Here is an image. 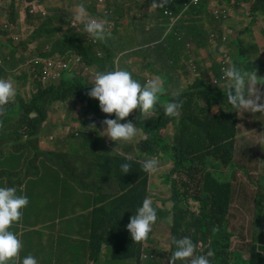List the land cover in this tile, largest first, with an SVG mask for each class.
<instances>
[{
  "label": "trees",
  "instance_id": "16d2710c",
  "mask_svg": "<svg viewBox=\"0 0 264 264\" xmlns=\"http://www.w3.org/2000/svg\"><path fill=\"white\" fill-rule=\"evenodd\" d=\"M40 0H24L25 6L19 5V0H10L9 6L6 2H0V78L5 77V71L14 72L21 66L20 73L14 78L16 89V101L8 108L7 121L10 126H5L2 136L0 137V148L3 140H8V148L15 156V159H21L25 152H38L39 147L29 144V139L24 135L14 133L15 128L20 125L28 135H32L38 142L42 137L36 135L35 123L43 122L47 118L48 106L58 101H66L69 97L83 99L79 93L80 89L85 87L84 77L73 72L85 73V68L94 70L95 68H107V70H115L117 67L128 70L132 73L133 78L141 84L154 78H159V74L151 77L149 72L142 65H135L137 68H126L116 63L114 58L108 51L112 46V36L116 32L115 28H106L111 35L104 41H98L94 38L88 40V36L84 38L74 34L69 14H63L61 11H55L48 14V11L39 3ZM50 3L48 9H55L59 0H44ZM153 0H145L143 8H136L132 11H126L125 5L118 0H112L108 14L94 12L96 6L91 2L80 1L84 3L88 12L94 15H105L115 25L122 27L130 24L127 22L133 19L132 23L136 30L141 34V43L143 46L152 45L154 55L162 66L166 64L167 71L171 70L179 73L180 68H186V64L182 63V49L194 47L191 42L196 44L197 49L205 41L206 38V20L203 16H194L185 21L178 18V9H172L164 5L161 13L164 21L161 22L159 9L151 7ZM159 3V0H157ZM185 2V0H182ZM114 6H116L114 8ZM177 8L176 3L174 4ZM206 3L203 1L201 5L195 8L198 12L203 11ZM264 7V0H257L255 3V12H259ZM170 8L174 11L173 14ZM27 11V14H26ZM258 14H253L256 16ZM149 17L150 23L145 26L137 19ZM153 17V21L151 19ZM105 21L104 19H101ZM175 21V24L182 23L189 30V34L184 37L171 34L175 27L173 26L170 33L164 35L169 24ZM185 21V22H184ZM26 24L31 28L30 34L26 30ZM125 44L129 42L123 37ZM40 42L49 48V51L41 52ZM233 44H239L240 50L232 57L237 65L243 67L247 71L255 72L258 68L264 69V58L262 53L258 54L256 46L253 42L242 41L241 37L232 39ZM177 47H181L178 49ZM98 49L95 52V49ZM102 51L107 55H103ZM73 54L75 61L70 66L71 72L65 73V79L61 88L56 90L50 88L45 90V85L51 82L60 72L54 66L55 58L62 53ZM230 52V50H229ZM189 59L190 56L188 55ZM82 61L78 62L77 59ZM26 62V64H24ZM160 62V64H161ZM255 63L254 69L252 63ZM127 63V62H126ZM204 68L200 66L195 80L186 90H180L183 83L174 81L171 85H162L159 102L156 110L151 117L144 118L139 110L133 112L136 118H124L123 122L132 121L138 131L145 133L144 141L139 145L135 158H131L128 154H115L114 146H98L101 140L95 136V132L90 129L93 121L84 117L82 119L84 125L83 137L87 142L80 146L71 143L72 150L68 156L62 160V166L59 167L68 178L76 176L88 177L92 183L97 179L93 173V168L97 165L100 167L99 177L108 173L112 169H118L122 164L128 163L135 168V176L125 178L119 174L126 188L130 187L129 195L122 197L123 200L115 201L110 205L109 221L114 224L119 223L123 226V231L118 229L115 231L114 240L123 244V246L132 254L133 257L145 254H155V251L161 252V249L155 248L154 238L159 225L163 221L162 210L154 206L157 210V222L153 225V230L149 234V238L143 242H134L130 233L126 229V225L130 222V217L134 211L142 204V201L150 196L148 189L149 173L143 171L141 164L146 157H163L167 160L174 161L175 168L168 176L171 188L174 190L173 201L175 210L171 212L170 222L173 227L172 236L190 237L193 241L198 239L203 243L206 252L211 250L214 255L212 264H222L224 257V246L230 241V237L222 240L220 236L222 232L229 229L228 218L232 206L233 183L230 179L229 172H233L236 163V142L238 138L237 130L240 125L249 126L252 123L244 121L247 112L237 114L228 105L223 92L219 87L212 86L211 80L213 74L220 73V65L216 59L212 60L211 66ZM210 70V71H209ZM156 72V71H154ZM158 73V72H157ZM162 76V75H161ZM173 79L167 80L170 83ZM33 90L30 95L32 99L24 101L22 93L31 85ZM175 84L179 88L172 89ZM171 90V95L166 94V90ZM22 92V93H21ZM177 93L175 99L182 104L178 115L182 117L178 124L179 133L174 143L161 136V129L166 126L168 116L164 115L163 104L172 100L173 94ZM19 101L18 104H15ZM37 112L39 117L35 120L30 119V115ZM255 114V113H254ZM264 114V113H261ZM20 117L22 121H13ZM13 121V122H12ZM32 124L31 130L25 124ZM81 150L85 153H79ZM257 148H249L248 153L257 152ZM131 152H134L131 150ZM53 154L54 152H50ZM125 156L129 159L125 160ZM137 159V161H136ZM74 160V161H73ZM97 160V162H96ZM264 163V153L261 157ZM40 161L25 163L19 167L10 168L7 174L8 184L20 177L34 173H40ZM74 171H71V169ZM215 186L220 191L215 190ZM92 188V186L90 187ZM203 188L209 189L211 194L206 195L204 199L200 195H204ZM192 199L198 203V211L192 210ZM258 215L260 219L264 216V185L258 192ZM188 225V226H187ZM117 235V236H116ZM159 243V242H158ZM161 245V243H159ZM171 244H169L170 246ZM164 251L167 250L164 248ZM172 246H171V249ZM253 258L248 262H242L239 258L236 264H264V256L253 250ZM236 255H240L236 253ZM210 258V259H211Z\"/></svg>",
  "mask_w": 264,
  "mask_h": 264
},
{
  "label": "clouds",
  "instance_id": "9594fccd",
  "mask_svg": "<svg viewBox=\"0 0 264 264\" xmlns=\"http://www.w3.org/2000/svg\"><path fill=\"white\" fill-rule=\"evenodd\" d=\"M100 1L102 2L104 0ZM118 1L123 5L126 4V0ZM203 1L206 3V7L203 11L198 12L195 8L199 7ZM111 3L112 0H109L107 9H104L106 13L111 10ZM175 3L177 8L173 7ZM164 5L172 9H178L180 12L177 14L178 18H184L185 21L194 16H203L207 18L206 21L220 22L227 20L231 14L234 13L249 15L264 14V7H261L259 12H255V4L251 11H247L245 7L241 12L236 11L235 3H232L231 0H185V2H182V0H159V3H157V0H153L151 7L163 8ZM170 8L166 9L175 14ZM97 11V8H95L94 12ZM72 19L74 27L72 31L79 37L84 36L85 38L88 36V40L94 38L98 41L104 42L111 35L106 31L108 24L101 19H96L90 16L84 3H78L75 6L72 12ZM182 23L179 25L176 24L177 26L175 25V27V21H172L164 35L166 36L170 33L173 26L175 29L171 34V39L174 35L179 37L188 35L189 30L185 26H182ZM76 25L78 27H75ZM212 35L213 37L217 36L215 33ZM227 38L228 32L225 33L224 40ZM219 39H222V35H220ZM208 45L209 41H205L201 48L207 47ZM177 48L180 49L181 47ZM222 50L229 54V49ZM261 53L264 58V53ZM181 57L183 60H190L187 54L184 55L182 53ZM125 60V62L129 64L141 65L138 63L139 59L137 57H134L133 59L131 57V59ZM74 61L75 57L68 52L57 55L54 66L59 69L60 72L51 82L45 85L46 87L44 89L55 88L56 90H59L65 79V73L71 72L70 66ZM77 61L81 62L82 59L79 58ZM218 64L220 65V73L213 74L211 85L221 89L228 105L234 110V112L237 114H240L242 111L243 113H264V93H261L259 89L260 85H264V78H262L261 75V71L264 69L258 68L255 72L247 71L243 67L237 65L234 58L231 61L230 56H227V60L218 62ZM85 69V73H78V75L94 74V79L90 83L91 85H89L84 77L85 87L79 91L83 99L81 100L71 96L66 101H58L48 106L46 111L47 118L43 122L34 124L37 133L36 135L42 138L48 135V132L43 129V125L49 119L50 109L57 104H68V113L76 114L78 116L77 121L81 124L80 132L71 136V138L75 140L73 143L80 146L86 144L87 140L83 137L85 129L82 122V119L86 117L93 121L90 129L93 130L95 136L101 140L98 142V146H114L115 154H128L130 157L135 156L139 145L145 139L140 140L139 144L136 146L127 145L123 148H120V146L132 143L142 134L145 136V133L143 131H138L132 121L123 122V120L124 118H136L132 113L137 111V109L145 119L151 117L159 102L162 85L164 86L167 83L164 81L165 78L161 76L159 78L150 79L144 84H141L138 80L133 78L130 71L119 67L115 70L97 72H94V70L88 67ZM194 71H197V68H194ZM174 75H179V73H176L173 70H171L170 73L168 72V75L166 76L167 80L173 79L172 82L179 81V78L175 79ZM7 78L8 79L0 78V137L3 134L5 126L11 125H9L7 121L9 115H6L8 108L17 99L14 82L11 77ZM176 95L177 93H174V98L163 104L164 115L168 116V118L166 120V126L161 129V136L170 140L171 143H174V140L179 133L178 124L182 119V117L178 115L182 104L175 99ZM32 96L33 95H30L27 98L22 96V99L24 101H29L32 99ZM18 103L19 101L15 104ZM38 117L39 114L37 112H33L30 115L31 120H35ZM13 121H22V119L18 117ZM170 123H174L175 129L172 138L162 133L163 130L168 128ZM25 125L27 126L28 131H30L32 124L27 123ZM101 126H103L104 129L102 132L99 131V127ZM30 136L32 137V135ZM51 139L53 140L54 137H51ZM62 142V140L56 141L54 146L60 148L59 153H62L65 158L71 150L64 147ZM131 150L134 152H131ZM8 152L9 154L7 157H9L10 160L0 173V176L5 178L3 180L0 178V264H49L48 261L43 260V256H41L40 253L26 251V236L25 231L22 228V223L25 219L26 213L32 207H35L41 201L57 193L61 181L69 180L70 178L61 172L59 168L50 167V176L42 170L40 173L20 176L16 178L12 184H8L7 174L10 168L19 167L22 164L32 163L34 161L43 162L42 158L38 160L36 157L37 153H41V151L33 152L32 154L30 152H25L21 159H15V156L11 151ZM52 152L56 153L53 150ZM124 158L125 160L129 159L127 156ZM161 160L172 163L174 165L173 169L175 168L174 161L157 156L146 157V159L140 164L144 172L155 174L159 170V161ZM173 169L170 173L165 175L166 182L169 185L170 182H168V176L172 173ZM71 171H74V169L72 168ZM99 172L100 167L96 165L93 168V173L97 179L99 185L98 188L110 190L114 202L123 200L122 197L129 195L131 188L125 187L118 172L125 178L133 177L135 176V168L132 165L124 163L118 171L114 168L101 177H99ZM80 177L81 176L74 177L75 181H80ZM148 180V189L150 191V176H148ZM41 189H48V192L41 195L35 203L31 197V193L37 190L40 191ZM65 191L68 193V190ZM170 200L173 204L172 211H174L175 203L173 201V194H171ZM153 205L160 209L155 198L150 196L146 197L130 217V222L125 226L134 242L140 243L149 238V234L153 230V225L156 224L158 219L157 210ZM172 211L162 210L163 221L170 224L171 227H173L170 222ZM15 222H20L21 225L18 226ZM121 225L119 223L114 224L106 234L105 242L102 245L101 251V257L103 260L98 261L99 257L94 256V264H116L117 262L132 264L130 262L131 258H135V264H212L213 262L211 257H213L214 253L211 250L206 252L202 243L204 251L201 254H198L196 244H194L193 240L187 236L180 238L172 236L170 244L173 250H165L164 256L157 257L156 254L144 253L142 256L133 257L132 254L128 253L129 251L123 246V244L114 240L113 235ZM230 236V241H232L234 236L233 233ZM254 240H257V238L254 237ZM110 247H113L117 252L111 255Z\"/></svg>",
  "mask_w": 264,
  "mask_h": 264
},
{
  "label": "rangeland",
  "instance_id": "374dc122",
  "mask_svg": "<svg viewBox=\"0 0 264 264\" xmlns=\"http://www.w3.org/2000/svg\"><path fill=\"white\" fill-rule=\"evenodd\" d=\"M6 2V5L9 6L10 0H0L3 3ZM80 1L91 2V4L95 5L98 12L103 14H108L104 11L107 9L109 0H59L57 1V7L55 9H48L51 4L45 3L44 0H40L39 3L43 5V7L48 11V14H53L55 11H61L63 14H69L71 19V25L73 26L72 12L75 6L80 3ZM145 0H126L125 10L132 11L136 8H143ZM244 4L242 5L247 9V11H251L253 7V1L248 2L247 0H241ZM158 3V2H157ZM20 6H25L24 0H19ZM116 6H114L115 8ZM159 9V16L161 22L164 21V16ZM89 13V12H88ZM27 14V11H26ZM93 18L96 19H104L108 26L111 28H115L116 32L112 36V46H110L109 53L114 58H119L118 62L122 63V67L126 68H137L135 64L126 63L125 59H132L137 57L138 63L144 66V68L149 72L152 78L153 75L159 74L167 80V66L166 64L162 66V62L160 64L157 57L154 55L152 50V45L143 46L140 42L142 34L136 30L133 26V19L128 20L130 24L126 26L119 27L112 23L105 15H94L90 14ZM152 21L154 20L151 17ZM140 21L141 24L147 26L150 23L149 17L145 16L144 18L137 19L136 21ZM75 27H78L77 25ZM205 28L207 31L206 38L209 40V45L207 47H203L201 49H197L196 44L191 42L190 45H194L195 49L191 46L188 48H183L182 53L190 56V60H182V63L186 64V68L179 69V75H174L175 79H178L183 83V86L180 90H186L191 83L195 80L198 73V68L200 66L204 68H209L211 66L212 60L216 59L218 62H223L227 60V56H230L231 61L233 60L232 55H234L237 51L240 50L239 44H233L232 39L241 37L242 41L245 42H253L256 46L258 54L260 52L264 53V14H258L256 16L249 14H231V16L224 21L220 22H211L206 21ZM26 30L30 34L31 28L26 24ZM228 32V38L224 40L225 33ZM213 33L217 36L213 37ZM220 35H222V39L220 40ZM123 37H126L129 42L127 44L124 43ZM41 49L38 51V54L41 52L49 51V48L44 46L41 42ZM222 49H229V54ZM98 49H95L97 52ZM104 57L107 55L106 52L102 51ZM117 63V61H116ZM26 64V62L24 63ZM131 67H128V66ZM254 69H256V65L252 63ZM196 66V67H195ZM23 66L15 70L14 72L5 71V77L14 78L21 71ZM194 68H197V71H194ZM107 68H95L94 72L97 71H105ZM156 71V72H154ZM210 71V70H209ZM158 72V73H157ZM78 74V71L73 72ZM70 73V74H73ZM262 73V74H261ZM262 78H264V70L261 71ZM86 78L89 85L94 79V74H83L81 75ZM162 77V78H163ZM164 79L165 83L167 82ZM264 81V79H263ZM170 83H166L167 85H171ZM179 87L175 84L172 85V89L176 90ZM259 89L261 93H264V85H260ZM33 90L32 84L28 85L27 89L23 91L22 95L24 98L30 96ZM166 94L171 95V90H166ZM78 116L76 114L68 113V104H57L49 111V119L43 125V129L48 132L46 137L41 138L38 142L35 138L31 139V136L27 134V132L18 125L15 128L14 133H18L24 135L26 139H29V144L34 147H39L41 153H37V159H43L40 167L42 168L48 176H50V167L59 168L62 166V160L64 159V155L60 152V148L54 146L56 141L62 140V145L67 149L72 150L71 143L75 140L71 138L73 134H77L81 130V124L77 121ZM244 121L253 122L249 126L240 125L237 134V142H236V163L233 172L227 173V175H231L230 179L233 183V195H232V206L231 211L228 218L229 223V231L222 232L220 238L222 240L228 238L233 233L232 241H229L226 246H224V257L222 264H236L237 260L240 258L242 262H248L253 258V249L256 248L257 254H262L264 256V221L260 219L257 211H258V200L257 195L261 187L264 185V163L261 160L262 154L264 153V114L261 113H249L245 115V118H241ZM103 126L99 127V131H103ZM164 135L168 137H173L175 133L174 123H170L168 128L163 130ZM103 135V133H102ZM51 137H54L52 140ZM105 137V136H102ZM144 139V135L142 134L139 138L129 144L121 145L120 148H123L127 145L136 146L139 144L140 140ZM8 140L2 141V146L0 148V173L7 166L9 162V154L8 151L10 149L7 146ZM257 148V152L248 153L249 148ZM55 151L56 153H49ZM85 152L81 150L79 153ZM32 154L33 151H30ZM77 153V152H76ZM135 156H131L134 158ZM74 161V160H73ZM97 162V160H96ZM173 164L166 161H159V170L155 174H150V197H153L157 200L158 205L161 210L172 211L173 204L170 200L171 194H174V190L171 188L166 182L165 175L170 173L173 169ZM0 178L3 180L4 177ZM22 180V179H20ZM12 181V180H7ZM204 195H200V198L204 199L206 195L211 194L209 189L203 188ZM215 190L217 192L220 191L218 186H215ZM48 192V189H41L40 191H35L31 193V197L33 201L36 203L39 197ZM192 210L198 211V204L192 199ZM45 212H49V207L46 206L44 209ZM16 225L20 226V222H15ZM188 226V225H187ZM120 230H124L123 226H119ZM157 236L154 238L155 240V248L161 249V252L155 251L156 256H164V249L169 251L171 249L170 239L172 237V229L170 224H167L165 221L159 225L157 232ZM117 236V235H116ZM200 235L197 236L193 242L196 244L197 253L201 254L204 251V247L202 242L198 239ZM37 239H44L48 241V238L45 235H37L35 234ZM254 237L257 240H254ZM161 245H159V243ZM117 251L110 247L111 255L115 254ZM239 253L240 255H236ZM130 262L135 264V258H131Z\"/></svg>",
  "mask_w": 264,
  "mask_h": 264
},
{
  "label": "crops",
  "instance_id": "0c3cea01",
  "mask_svg": "<svg viewBox=\"0 0 264 264\" xmlns=\"http://www.w3.org/2000/svg\"><path fill=\"white\" fill-rule=\"evenodd\" d=\"M231 2L236 11L244 8L241 0ZM80 178L77 182L75 178L61 181L58 192L32 207L22 223L26 251L40 253L49 264H94V256L103 260L102 245L114 226L108 220L113 195L110 190L99 189L97 181ZM46 206L48 213L44 211ZM35 234L45 235L48 241L37 239Z\"/></svg>",
  "mask_w": 264,
  "mask_h": 264
}]
</instances>
